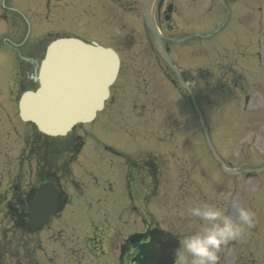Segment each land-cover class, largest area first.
<instances>
[{
	"label": "rangeland",
	"instance_id": "obj_1",
	"mask_svg": "<svg viewBox=\"0 0 264 264\" xmlns=\"http://www.w3.org/2000/svg\"><path fill=\"white\" fill-rule=\"evenodd\" d=\"M16 1L22 4V0ZM212 28H199L194 22L187 31L206 32ZM260 28L264 30V1L258 5L245 1L239 16L222 29L217 43L173 45L170 53L187 81L195 85L210 140L228 168L264 165V34ZM3 30L0 25V36ZM124 35L125 29L119 28L118 36ZM134 35L137 41L135 32ZM262 38L258 57L249 56ZM114 45L122 57V66L110 99L94 122L72 133L82 136L86 144L77 175L81 182L90 183L85 195L94 201V206L78 197L80 190H73V200L65 208L67 213H61L68 233L62 231L59 235L58 216L51 222L52 227L35 235L36 239L41 240L50 256L53 251L64 252L66 264H115L118 244L125 237L142 232L148 223L181 243L186 234L198 227L190 208L197 202H206L223 209L225 215L241 225L239 235L218 253V264H264V172L251 178L223 174L207 147L189 99L156 67L150 53L155 47L135 44L128 50L127 45ZM238 45L241 49L237 50ZM1 55L0 52V58ZM4 71L0 63V86L5 83ZM231 80L235 81L233 90L228 86L220 88ZM246 97L249 102L245 104ZM0 103L5 105V99L0 98ZM42 142L51 149L53 159L59 158L55 155H59L63 141ZM98 142L112 148V154ZM126 171L133 192L131 213L126 208L132 204L122 189ZM20 175L23 173L15 181L19 182ZM3 176L1 165L0 187ZM38 177L31 168L24 178L20 177L24 181L22 189L30 188ZM105 182L113 188L109 195L101 193ZM5 201L0 196V219L4 221H0V264H29L28 251L33 252L34 241L17 230L7 214ZM242 210L249 214L246 222L240 219ZM103 212L107 218L95 221L101 219ZM87 236L94 254L103 248L106 256L93 258L78 238L85 240ZM65 238L72 239L70 247L76 251H63L67 248ZM99 253L101 256L100 250ZM58 257L54 255L53 264Z\"/></svg>",
	"mask_w": 264,
	"mask_h": 264
},
{
	"label": "flooded vegetation",
	"instance_id": "obj_2",
	"mask_svg": "<svg viewBox=\"0 0 264 264\" xmlns=\"http://www.w3.org/2000/svg\"><path fill=\"white\" fill-rule=\"evenodd\" d=\"M147 2L148 0H22V4H18L16 0H0V25L4 28L0 36V52L2 59L9 60V65L13 68L11 85L5 91L6 108L0 103V110L11 115V106L21 89L35 83L33 69L42 58L49 41L60 36H72L89 43H123L130 47L135 40L134 30H138L139 35L146 28L144 12ZM242 3L243 0H156L151 15L158 29L168 28L178 32L181 22L184 19H197L195 10L204 5L206 11L199 9L207 14L222 15L223 20L218 26L223 28L230 22L232 13H238ZM38 5H44L43 12L37 10ZM183 6L193 10L186 13V18L181 16L186 12L181 10ZM117 26L124 27L123 37L116 36L114 28ZM39 32L41 34L38 35ZM167 37L171 39L168 42H173V37ZM29 65L34 67L32 71L28 69ZM15 129L16 126L10 121L0 123L2 167L10 166L11 161L3 158L11 155L19 145V138L11 144L5 143L6 138H9V131L15 132ZM28 145L27 142L26 146ZM27 151V148L24 149V152ZM129 246L120 248L121 264H125L135 254V248Z\"/></svg>",
	"mask_w": 264,
	"mask_h": 264
},
{
	"label": "water",
	"instance_id": "obj_3",
	"mask_svg": "<svg viewBox=\"0 0 264 264\" xmlns=\"http://www.w3.org/2000/svg\"><path fill=\"white\" fill-rule=\"evenodd\" d=\"M162 54L168 65L177 73L163 50ZM117 68L118 59L110 50L95 48L75 40L54 42L49 46L41 64L40 88L35 94L25 95L20 102L21 117L37 124L39 129L46 134H65L74 124L91 120L95 112L101 109L102 101L107 96V86L115 78ZM181 84L185 86L182 82ZM65 87L75 91L73 95L75 100L71 108L76 113L71 115L66 95H64L67 90ZM95 87L97 89L93 90ZM48 101L50 104L47 107L55 105L58 108L57 114L43 115L40 113L43 108H47L44 105ZM49 192V190L44 192L37 202L39 210L48 206L50 196L48 197L47 194ZM40 225L35 222L28 227ZM166 248L162 249L163 254L157 264H172L178 247L169 241L168 248Z\"/></svg>",
	"mask_w": 264,
	"mask_h": 264
},
{
	"label": "clouds",
	"instance_id": "obj_4",
	"mask_svg": "<svg viewBox=\"0 0 264 264\" xmlns=\"http://www.w3.org/2000/svg\"><path fill=\"white\" fill-rule=\"evenodd\" d=\"M198 227L186 234L177 249L180 264H218V253L240 232L241 225L225 215L223 209L206 202H197L189 210ZM240 219L248 221L249 214L241 211Z\"/></svg>",
	"mask_w": 264,
	"mask_h": 264
},
{
	"label": "bare ground",
	"instance_id": "obj_5",
	"mask_svg": "<svg viewBox=\"0 0 264 264\" xmlns=\"http://www.w3.org/2000/svg\"><path fill=\"white\" fill-rule=\"evenodd\" d=\"M65 89H67V87H65ZM75 94V91L74 90H71V89H67L65 94L66 95V102L69 104V111H71L73 108H71V104L73 103V101L75 100L73 95ZM50 102H46V104L44 105V107H47V105H49ZM71 108V110H70ZM41 114L43 115H55L58 113V108H56L55 105H51L47 108H43L41 111H40Z\"/></svg>",
	"mask_w": 264,
	"mask_h": 264
}]
</instances>
